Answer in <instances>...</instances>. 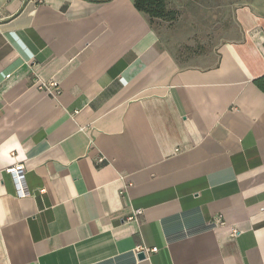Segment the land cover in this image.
<instances>
[{
    "label": "crops",
    "instance_id": "obj_1",
    "mask_svg": "<svg viewBox=\"0 0 264 264\" xmlns=\"http://www.w3.org/2000/svg\"><path fill=\"white\" fill-rule=\"evenodd\" d=\"M230 10L179 53L132 0H0V264H264V0Z\"/></svg>",
    "mask_w": 264,
    "mask_h": 264
},
{
    "label": "rangeland",
    "instance_id": "obj_2",
    "mask_svg": "<svg viewBox=\"0 0 264 264\" xmlns=\"http://www.w3.org/2000/svg\"><path fill=\"white\" fill-rule=\"evenodd\" d=\"M246 1L168 0L167 8L174 11L176 17L172 22H159L160 27L168 29L166 40L179 53L209 49L218 39H224L231 27V6Z\"/></svg>",
    "mask_w": 264,
    "mask_h": 264
},
{
    "label": "built area",
    "instance_id": "obj_3",
    "mask_svg": "<svg viewBox=\"0 0 264 264\" xmlns=\"http://www.w3.org/2000/svg\"><path fill=\"white\" fill-rule=\"evenodd\" d=\"M264 47V44H263ZM37 88L41 91H45L49 96L55 98L60 94V88L57 83L53 81L44 82L37 81ZM11 178L14 188L15 194L18 198H24L28 195L26 191L25 182H24V166L23 164H16L5 171ZM141 214L140 210H135L132 213V217L129 220L135 219L137 216ZM156 249H151V252H155Z\"/></svg>",
    "mask_w": 264,
    "mask_h": 264
},
{
    "label": "trees",
    "instance_id": "obj_4",
    "mask_svg": "<svg viewBox=\"0 0 264 264\" xmlns=\"http://www.w3.org/2000/svg\"><path fill=\"white\" fill-rule=\"evenodd\" d=\"M134 8L149 20L171 22L176 13L167 8L168 0H132ZM255 85L264 93V77L254 81Z\"/></svg>",
    "mask_w": 264,
    "mask_h": 264
},
{
    "label": "water",
    "instance_id": "obj_5",
    "mask_svg": "<svg viewBox=\"0 0 264 264\" xmlns=\"http://www.w3.org/2000/svg\"><path fill=\"white\" fill-rule=\"evenodd\" d=\"M138 258L143 259L144 258V253H142V252L138 253Z\"/></svg>",
    "mask_w": 264,
    "mask_h": 264
}]
</instances>
